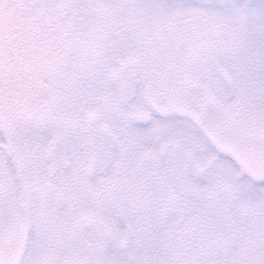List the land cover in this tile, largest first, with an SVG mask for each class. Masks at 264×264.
Wrapping results in <instances>:
<instances>
[{
    "label": "snow or ice",
    "instance_id": "snow-or-ice-1",
    "mask_svg": "<svg viewBox=\"0 0 264 264\" xmlns=\"http://www.w3.org/2000/svg\"><path fill=\"white\" fill-rule=\"evenodd\" d=\"M0 264H264V0H0Z\"/></svg>",
    "mask_w": 264,
    "mask_h": 264
}]
</instances>
